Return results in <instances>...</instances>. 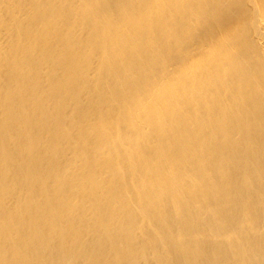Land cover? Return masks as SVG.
Wrapping results in <instances>:
<instances>
[{
	"label": "bare ground",
	"instance_id": "obj_1",
	"mask_svg": "<svg viewBox=\"0 0 264 264\" xmlns=\"http://www.w3.org/2000/svg\"><path fill=\"white\" fill-rule=\"evenodd\" d=\"M0 264H264V0H0Z\"/></svg>",
	"mask_w": 264,
	"mask_h": 264
}]
</instances>
